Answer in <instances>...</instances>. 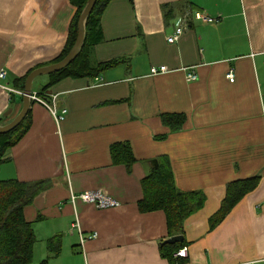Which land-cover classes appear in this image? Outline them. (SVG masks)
Segmentation results:
<instances>
[{
	"label": "crops",
	"instance_id": "0c3cea01",
	"mask_svg": "<svg viewBox=\"0 0 264 264\" xmlns=\"http://www.w3.org/2000/svg\"><path fill=\"white\" fill-rule=\"evenodd\" d=\"M75 12L69 0H0V84L19 90L15 79L58 57ZM100 23L93 59L122 61L98 77L52 85L57 109H66L58 123L33 101L29 130L0 164V181L51 182L24 209L36 236L29 264H264V0H112ZM179 25L182 34L168 42ZM160 65L170 71L152 75ZM185 69L197 78L188 81ZM47 81L37 76L32 93ZM20 95L0 87V118L18 114ZM168 113L185 116L181 128L163 124ZM123 141L136 158L129 170L110 154ZM159 157H168L180 190L206 195L184 222L187 254L176 251L173 263L159 248L170 237L164 211L138 206L141 180ZM255 176L256 188L210 229L227 184ZM91 190L119 205L69 199ZM58 235L53 256L47 241Z\"/></svg>",
	"mask_w": 264,
	"mask_h": 264
},
{
	"label": "trees",
	"instance_id": "16d2710c",
	"mask_svg": "<svg viewBox=\"0 0 264 264\" xmlns=\"http://www.w3.org/2000/svg\"><path fill=\"white\" fill-rule=\"evenodd\" d=\"M69 1L76 7V12L70 22L68 39L59 56L49 64L63 59L77 37V22L87 0ZM111 1L96 0L92 11L84 21V41L79 53L61 70L44 74L48 81L37 92L39 96L48 99L47 94H49L51 86L64 78H95L100 76L105 68L122 61L120 58L104 62H96L93 59V48L102 39L101 16ZM37 67L40 65L34 68ZM30 71L13 82L14 86L22 92L25 79ZM22 97L23 94L20 95V102H22ZM13 118L8 116L0 118V126L9 123ZM161 119L170 130H177L182 127L185 116L181 113H168L163 114ZM31 121L32 115L29 109L18 127L8 133L0 134V164L8 159L7 151L18 143L29 130ZM110 154L114 164H124L128 170L136 161L130 144L125 141L113 143L110 146ZM259 179V176H255L227 184L226 196L218 211L210 219V229L220 223L245 194L256 188ZM50 184L49 179L32 182L18 179L0 181V264H29L32 262L36 236L31 222H28L24 216V209L26 206L32 205L36 196L49 188ZM141 185L143 196L138 203L139 210L141 212L164 211L170 237L178 234L183 235L186 219L200 210L206 202V195L201 190L184 191L176 186L168 157L158 158V165L153 167L141 180ZM184 243L185 240L173 244L162 241L159 246L161 255L173 263L174 253L183 247ZM47 244L53 256L60 253L59 235L48 239ZM46 262L47 259L44 260V264Z\"/></svg>",
	"mask_w": 264,
	"mask_h": 264
},
{
	"label": "built area",
	"instance_id": "2783aa9c",
	"mask_svg": "<svg viewBox=\"0 0 264 264\" xmlns=\"http://www.w3.org/2000/svg\"><path fill=\"white\" fill-rule=\"evenodd\" d=\"M195 18H200L203 19L204 21H206L207 19L209 20V18H207L206 16H202L199 13H194L193 14ZM185 26L184 25H179L175 27L174 32L169 35L167 37V41L168 42H174L178 39V37L182 34L183 30H184ZM186 73V79L188 81H192L195 80L197 78V75L194 73V71H190L189 69H185ZM170 69L166 66V65H160L158 67L153 66L150 69V73L152 75H156L159 73H164V72H169ZM6 76V71L5 69H0V78H5ZM227 77L229 78L230 81L234 80V73L231 70L230 72H228ZM0 87H3L5 89H8L9 91L15 92V93H19L22 94L23 92L20 90H16V89H12L10 87L4 86L0 84ZM48 99H45L41 96H39L37 93H31L30 98L32 101H36L38 103H40L41 105H43L50 113L51 115L54 117V119L56 120V122H60L66 113V109H61L58 110L56 105H55V98L56 96L54 94H47ZM69 199L70 201L74 204L77 200H80L84 203H89L94 205L97 208H109V207H115L117 205H119V202L116 201L115 199H113L112 197H110L107 193H105L102 190H91V191H83L81 193H73L71 192L69 195ZM75 226L78 227V223L76 221ZM79 228V227H78ZM97 236L96 232H92L89 235H87L86 237H83L82 235H80V240L81 242L84 241V239L86 238H95ZM187 254V248L186 247H182L180 249L177 250V252L175 253L176 257H185Z\"/></svg>",
	"mask_w": 264,
	"mask_h": 264
},
{
	"label": "water",
	"instance_id": "95a60500",
	"mask_svg": "<svg viewBox=\"0 0 264 264\" xmlns=\"http://www.w3.org/2000/svg\"><path fill=\"white\" fill-rule=\"evenodd\" d=\"M96 0H87V4L85 8L83 9L82 13L79 16L78 22H77V37L76 40L71 47L68 54L61 59L58 62L51 63L48 65L40 66L37 68H34L30 71V73L27 75L25 82H24V89H23V97H22V107L21 110L18 112V114L7 124L0 126V134L8 133L12 130H14L16 127L19 126V124L24 120L26 117L31 104L32 100L30 98V95L32 93V84L34 79L37 76L44 75V74H50L56 71L61 70L64 68L69 62H71L79 53V50L82 46V43L84 41V21L87 17V15L92 11ZM152 166H157V160L154 159L152 161ZM183 235L178 234L171 236L167 238L164 242L173 244L176 242H182Z\"/></svg>",
	"mask_w": 264,
	"mask_h": 264
},
{
	"label": "rangeland",
	"instance_id": "374dc122",
	"mask_svg": "<svg viewBox=\"0 0 264 264\" xmlns=\"http://www.w3.org/2000/svg\"><path fill=\"white\" fill-rule=\"evenodd\" d=\"M44 79H46V77H45V76H43V78H39V79L37 80L36 84H39V83H40V81H43Z\"/></svg>",
	"mask_w": 264,
	"mask_h": 264
}]
</instances>
